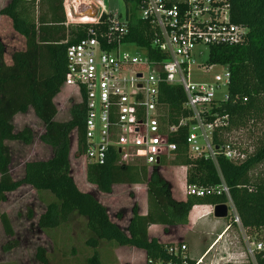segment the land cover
<instances>
[{
    "label": "trees",
    "instance_id": "obj_1",
    "mask_svg": "<svg viewBox=\"0 0 264 264\" xmlns=\"http://www.w3.org/2000/svg\"><path fill=\"white\" fill-rule=\"evenodd\" d=\"M123 1L129 19L126 42L143 47L150 59L162 60L163 56L151 47L149 25L136 18L137 0ZM228 1L231 23L245 27L247 36L240 46L212 47L209 51L207 64L227 65L230 71L228 100L212 109L217 117H227L229 123L228 127L214 132L212 143L215 147L227 142L233 127L254 126L257 122L264 125V0ZM0 17L9 19L12 30L24 41V50L12 54L11 65L4 62L5 45L0 41V204L6 201L7 194L28 186L36 193L51 194H48L49 200H45L44 213L37 220L40 230L58 228L76 215L85 219L86 229L93 237L90 241L93 248L99 241H107L117 247L142 250L148 264H195L186 256L169 254L167 250L172 245L149 238L148 228L152 225L185 226L193 207L225 205L227 199L223 195L199 199L185 193L187 186L216 187L223 181L241 227L254 243H264V178L259 180L250 176L254 167L264 161V138L255 153L239 165L221 155L213 163L188 156L187 129L184 127L169 137V141L177 145L170 166L184 169V201L173 198L172 184L160 175L159 168L164 161L148 171V167L139 162L120 165L116 155L111 154L102 165L85 166L86 183L102 194H110L115 185H145L146 214L140 215L134 204L124 231L113 223L107 209L92 193L79 191L71 176V143L75 144L77 157L84 154V98L70 106L66 121L56 120L58 110L54 103L63 88L67 46L85 38L89 28L106 31V27L65 26L63 0H11L0 10ZM159 102L165 107L162 121L166 124H177L180 119L190 117L184 107L185 95L181 87L160 85ZM28 111H32L41 124L43 132L39 140L51 150V157L26 162L22 177L14 180L7 144H32V129L26 127L15 131L12 124L16 115ZM0 225L7 237L13 236L9 218L1 211ZM15 245L6 244L3 250L7 252ZM42 253L38 250L36 254L40 262H44ZM92 263L98 264L96 259ZM255 263L264 264V253L255 255Z\"/></svg>",
    "mask_w": 264,
    "mask_h": 264
},
{
    "label": "built area",
    "instance_id": "obj_2",
    "mask_svg": "<svg viewBox=\"0 0 264 264\" xmlns=\"http://www.w3.org/2000/svg\"><path fill=\"white\" fill-rule=\"evenodd\" d=\"M136 3V18L149 25L151 47L163 56L162 60L150 59L143 47L126 42L129 34L126 9L113 14L104 0H63L65 25L106 27V31L89 28L85 38L67 46L65 51L63 87L73 88L78 102L84 98L85 143L80 159L85 166L102 165L114 154L120 165L142 162L153 168L161 161L174 159L177 145L169 137L184 127L189 157L215 163L221 155L232 164H241L245 160L243 154L230 143L217 147L212 143L214 132L229 126L228 118L217 117L212 109L228 100L230 71L227 65L207 64L209 51L212 47L240 46L247 36L245 27L231 23L229 1L137 0ZM87 7L96 10L94 18L75 17ZM129 46L134 51L124 49ZM212 68L220 71L209 82L192 81L193 71ZM160 85L182 88L189 118L172 125L162 121L166 112L159 102ZM185 193L199 199L225 196L227 218L241 227L223 181L216 187L187 186ZM252 244L246 245L245 254L256 264L255 255L264 253V243ZM167 252L184 258L186 246L177 244Z\"/></svg>",
    "mask_w": 264,
    "mask_h": 264
},
{
    "label": "rangeland",
    "instance_id": "obj_3",
    "mask_svg": "<svg viewBox=\"0 0 264 264\" xmlns=\"http://www.w3.org/2000/svg\"><path fill=\"white\" fill-rule=\"evenodd\" d=\"M108 11L113 14L116 11L123 13L125 5L123 0H104ZM74 26V25H69ZM128 51H134L132 47L124 48ZM219 69L212 68L209 71H193L191 74L192 81H206L209 82L213 75L219 73ZM75 90L73 88L63 87L59 96L56 98V106L58 110V121H64L69 118V108L72 104L77 103L79 98L74 96ZM217 96V94H216ZM23 121L15 120V131L22 130L23 127L28 126L34 133L32 144L25 146L20 143H8L11 152L10 173L14 180L22 177L24 163L29 161L47 160L51 157V150L42 144L39 136L43 129L39 121L34 117L32 111L23 117ZM14 126V127H15ZM74 138L73 136L71 137ZM264 138V125L262 122H257L254 126L246 124L244 127L231 128L227 143H230L239 154H243V158L252 156L257 148L260 146ZM75 144L71 143L70 149V166L71 176L79 191L84 193H92L107 209L110 220L117 224L123 231L127 228L128 222L131 218V208L135 204L137 211L142 214L144 207H146L145 185H134L129 187H116L112 189L110 194L99 193L93 186H90L85 181V164L80 157L75 154ZM171 161L165 160L159 168L160 175L165 180H178L181 177L183 180L184 169L172 168ZM142 163V162H139ZM148 171L152 168L148 167ZM182 175V176H181ZM252 179L264 178V161L251 171ZM180 193L183 194V182L178 185L174 182ZM36 193L28 186H22L15 192L6 195V201L0 204V211L5 213L10 221L13 230V236L7 237L0 225V264H93L94 259L98 264H148L142 258H139L137 252L143 253L142 250L134 249L132 247H117L112 242L99 241L96 248L90 245L92 235L88 232L85 225V219L72 215L66 224L55 228L53 230H40L37 227V220L45 211V200H49V195ZM51 195V194H50ZM194 214L192 211L191 215ZM223 223V220H220ZM213 217L212 213L206 215L198 225L190 226L189 228H172L161 230L157 237L163 240V233H170L167 238L174 239L172 246L183 243L186 246L184 255L190 259L192 249L193 255L197 257L203 256L208 250H211L209 255L205 258L208 264H225L230 258V252L241 247L244 250L246 262H251L247 258L245 249L247 244H252L255 241L240 227L233 225L234 232L230 235L221 238L210 233L207 237L204 231L205 227L211 228L212 224L220 222ZM187 234L184 240L181 236ZM198 238V242L193 244V241ZM202 238V239H200ZM213 239L217 242H212ZM15 243V247L5 252L3 247L6 244ZM215 245V246H214ZM214 246V247H213ZM253 246V244L251 245ZM213 247V248H212ZM42 250V258L44 262H40L37 257V251ZM135 250V251H133ZM135 252V253H133ZM198 258V259H199ZM197 263V260H195ZM252 263V262H251Z\"/></svg>",
    "mask_w": 264,
    "mask_h": 264
},
{
    "label": "crops",
    "instance_id": "obj_4",
    "mask_svg": "<svg viewBox=\"0 0 264 264\" xmlns=\"http://www.w3.org/2000/svg\"><path fill=\"white\" fill-rule=\"evenodd\" d=\"M10 1L11 0H0V10L3 9L4 7H6L10 3ZM26 1H30V0H26ZM39 15L40 16L43 15V9H42V11H40ZM65 26H67V25H65ZM0 41H2L4 43V45H5V52L6 53H5V57H4V62L7 65H11V56H12V54L15 53V52L24 50V41H23V39L20 36H18L12 30L11 22L9 21V19H7L5 17H0ZM59 94L57 95V97L59 96ZM56 98L54 99L55 105H56V102H55ZM29 112L30 111H28L26 114H18V115H16L14 117V119H13V123H12L13 126H15V120L23 121V119H24L23 117L25 115H27ZM57 116H58V112H57ZM57 116H56V120L58 121V117ZM64 121H66V120L64 119ZM26 127L30 128L28 126H25L23 128H26ZM14 128L15 129H21V128H16V126ZM8 147H9V145H8ZM84 173H85V171H84ZM182 178H183V180H181V177L178 180H176V179L167 180L173 186V198L176 201H184L185 197H186L185 193L184 192H183V194L180 193V191L177 189V187L174 184V182H176L178 185H181V182H183V190H184V186H185L184 176ZM129 186H133V185H115V186L112 187V189H115L116 187H121L122 188V187H129ZM145 191H146V189H145ZM145 195H146V192H145ZM144 208H145L144 209L145 212H142V214H140V215H145L146 214L147 203H146V207H144ZM192 211H194V214L191 215ZM209 213H212V207H210V206H196V207H193V209L191 210V212L189 214L188 224L185 225V226H178V227L179 228H182V227L183 228H189L190 226H194L193 228H195L198 225L199 221H201ZM216 220H218V221L223 220V223H221V221H220V222H217L215 224H212L210 229H209V227H205V228H207V230L204 231V232L206 233L207 237L210 235V233H214V236H217L218 238L222 239L223 237H226V236L230 235L232 232H234L233 225L231 224V221L228 218L227 219H216ZM172 228H177V227H164V226H159V225H152V226H150L148 228V236H149V238L156 239L160 243L170 244V243H173V240H174V239L167 238L170 233H167V234L163 233V238H164L163 240L161 239V237H159V236L157 237V234L159 233L160 230L162 232L163 231L165 232L166 231L165 229H172ZM186 236H187V234H184V236H181L182 237L181 239L184 240L183 238H185ZM200 239H202V238H200ZM198 241H199L198 238H196V240L193 241V244L197 243ZM212 242L213 243L217 242V240L215 241V239H213ZM179 244H183V243H179ZM194 249H192V251ZM236 249L237 250H235L233 252L229 251L230 252V255H229L230 260L228 262L229 263H233V264L246 263V258L244 256V250L241 247L236 248ZM133 251H135V250H133ZM192 251H191V254H190V260H193V261L197 260V263H195V264H208L206 262L205 258L209 255L211 250H208L206 253L202 254L203 256H201L202 257L201 261H199V259L201 257L200 258L197 257L196 254L193 255ZM135 252L139 254V258H142V259H144L146 261L144 252L143 253L137 252V251H135ZM135 252H133V253H135Z\"/></svg>",
    "mask_w": 264,
    "mask_h": 264
},
{
    "label": "water",
    "instance_id": "obj_5",
    "mask_svg": "<svg viewBox=\"0 0 264 264\" xmlns=\"http://www.w3.org/2000/svg\"><path fill=\"white\" fill-rule=\"evenodd\" d=\"M95 16H96V10L93 7L84 8L81 12L75 14L76 18H82V17L94 18ZM212 213L215 219H226L227 207L224 204L214 206Z\"/></svg>",
    "mask_w": 264,
    "mask_h": 264
}]
</instances>
